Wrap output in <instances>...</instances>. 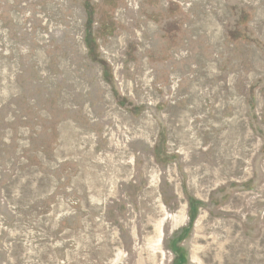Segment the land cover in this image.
Returning a JSON list of instances; mask_svg holds the SVG:
<instances>
[{"label":"rangeland","instance_id":"374dc122","mask_svg":"<svg viewBox=\"0 0 264 264\" xmlns=\"http://www.w3.org/2000/svg\"><path fill=\"white\" fill-rule=\"evenodd\" d=\"M0 264H264V0H0Z\"/></svg>","mask_w":264,"mask_h":264}]
</instances>
